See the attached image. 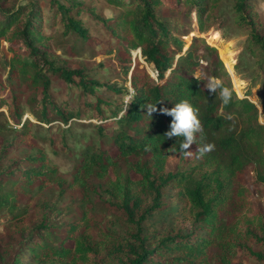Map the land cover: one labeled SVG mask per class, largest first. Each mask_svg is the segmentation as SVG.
Segmentation results:
<instances>
[{
	"label": "trees",
	"instance_id": "obj_1",
	"mask_svg": "<svg viewBox=\"0 0 264 264\" xmlns=\"http://www.w3.org/2000/svg\"><path fill=\"white\" fill-rule=\"evenodd\" d=\"M64 1L66 5L57 0L47 2V7L53 10L51 28L59 24L63 34L79 38L75 43L83 42L88 36L79 17L88 11L107 36L117 42L115 60L125 75L130 71L131 53L138 49L155 73V79L147 72L131 73L133 101L126 111L121 109L113 114L115 128L111 136L104 137L117 150L116 158L100 149L84 153L68 184L85 189L86 178L92 175L105 178L116 167V161L140 177L133 182L119 174L109 185L133 230L131 243L122 251L126 256L118 260L119 264H231L229 257L238 248L246 249L264 264V253L253 252L242 244L252 239L264 246V214L253 211L243 198L242 189L249 167L264 187V124L258 120V109L247 98H239L229 79L219 74L213 77L232 89L233 98L224 104L218 91L216 95L210 93L205 79L194 75L199 65V56L194 54L196 43L182 53L183 41L158 12L161 8L177 11L184 5L189 17L190 13L195 14L196 33L204 34L205 40L213 44L217 34L210 26L221 0H105L118 11L109 20L85 6L83 0ZM232 1L235 22L245 30L244 43L249 49L258 46L264 66V36L254 21L253 5L249 0ZM52 39V32L46 31L39 2L28 0L19 5L0 0V47L5 48L0 55V70L7 76L10 105L18 119H21L18 112L21 92L15 90L16 83L34 91L32 103L39 112H33V116L48 124L55 121L66 124L79 115L68 111V103L57 101L58 92H52L54 86L73 85L82 96L93 97L96 108L100 103H108L99 98L97 89L115 90L108 84L103 86L89 80L83 70L68 68L51 51ZM196 40L204 43L200 37ZM73 48L75 45L70 46ZM206 48L217 55L215 48ZM222 58L228 61L229 57ZM216 65L222 67L219 59ZM245 93L250 94V87ZM182 100L198 110L202 126L197 146L190 145L189 150L193 151L190 156H179L182 138L165 136L172 117L160 112V108H172ZM156 103L157 110L148 116L147 105ZM85 106L86 100L79 108ZM261 108L264 118V99ZM31 125L29 120H21L19 143L30 141ZM204 144L213 147L201 155L196 150ZM5 151L6 148L0 150V213L7 212L15 222H20L25 212L19 204L31 188L43 190L54 182L62 187L63 180L44 153L30 156L22 164L12 162L2 166ZM134 186L152 196L151 206L141 208L140 199L132 195ZM169 187L184 203L190 218L189 229L166 236L156 234L150 239L143 235L142 224L162 208L163 191ZM87 227L85 215L62 230L43 219L27 234L13 235V250L5 256L0 254V264H105L98 259L101 244L88 235ZM23 256H29L31 261L23 260Z\"/></svg>",
	"mask_w": 264,
	"mask_h": 264
},
{
	"label": "rangeland",
	"instance_id": "obj_2",
	"mask_svg": "<svg viewBox=\"0 0 264 264\" xmlns=\"http://www.w3.org/2000/svg\"><path fill=\"white\" fill-rule=\"evenodd\" d=\"M10 1L22 5L28 0ZM36 1L43 9L46 31L53 34L50 42L51 51L59 56L68 68L83 70L89 80H95L103 86L108 84L115 90H107L105 87L97 89L99 98L108 103L107 105L100 103L96 108L95 99L91 96H82L79 89L73 85L67 88L54 86L52 92H58L57 101L68 103V111L79 115L66 124L58 121L48 124L38 121L37 117L33 116V112H39V108L32 103L35 98L34 91L16 83L15 90L21 92L18 111L21 119H18L10 105L12 96L7 76L0 70V150L6 148L1 165L12 162L22 164L26 158L42 152L49 159L50 165L57 168L63 180L62 187L54 182L43 190L31 188L19 204L20 210L25 212L22 221L15 222L7 212L0 213V254L5 256L12 252L15 240L13 235L20 232L23 235L27 234L43 219L62 230L85 215L88 226L86 232L96 243L101 244L98 259L103 260L105 264H119L118 260H124L126 256L122 251L126 250L127 243H131L130 236L133 230L119 202L111 195L109 185L119 174L123 178L129 177L133 182L140 180V177L128 171L121 161H116V167L110 170L105 178L98 179L94 175L86 178L85 189L79 185L68 187V184L72 182L75 168L84 153L100 149L106 151L113 159L116 158L117 150L104 138L105 135L111 136L115 128L113 114L124 109V97L132 92L129 82L131 73L147 72L155 79L153 66L143 60L138 49L131 53L130 71L125 75L115 60L117 42L107 36L102 26L88 11H84L79 17L87 31L88 39L75 43L79 38L63 34L59 24L51 28L50 16L53 10L47 7L48 0ZM57 1L66 5L64 0ZM249 2L253 5L254 21L264 36V0ZM83 3L97 15L108 20L118 14V11L105 0H83ZM158 12L166 19L168 27L174 34L183 41L182 53L196 43L194 49L197 51L194 54L199 56L197 59L199 65L194 75L206 80L214 74H219L220 77L229 79L239 98L245 97L255 104L258 109V120L264 124L261 108L264 99V66H261L263 55L258 46L249 49L244 43L245 30L235 22L233 1L221 0L214 12V24L210 26V30H214L217 37L213 44L205 40L204 34L196 33L195 14L190 13L189 17L184 5L177 11L161 8ZM218 23L222 24L221 27ZM198 37L203 39L204 43H198L196 40ZM71 45H75V48L70 49ZM207 46L215 48L217 55L208 50ZM4 50V46L0 47V55L4 54ZM137 51L139 53H136ZM225 55L229 57L228 61L222 58ZM218 59L222 63L221 68L216 65ZM248 87L250 94L246 95ZM1 98L5 100L2 101ZM39 98L40 96L37 97ZM85 100L87 106L79 108ZM25 119L32 123L29 132L31 139L27 143H19L21 120ZM246 172L243 177V198L254 212L264 214V187L256 181L252 167ZM131 191L132 195L140 199L142 209L151 206V195L145 194L136 186ZM162 202V208L154 211L143 222V235L151 239L156 234L166 236L179 230L188 231L189 214L176 191L170 187L166 188L163 191ZM242 244L253 252L264 253V246L252 239ZM233 254L229 257L231 264H261L250 256L246 249H235ZM23 260L31 261L29 256H23Z\"/></svg>",
	"mask_w": 264,
	"mask_h": 264
},
{
	"label": "clouds",
	"instance_id": "obj_3",
	"mask_svg": "<svg viewBox=\"0 0 264 264\" xmlns=\"http://www.w3.org/2000/svg\"><path fill=\"white\" fill-rule=\"evenodd\" d=\"M198 78V77H197ZM199 79V78H198ZM206 88L210 93L216 95L217 91L224 104L231 102L233 98V91L229 87L225 86L223 82L216 77H208L206 80ZM134 92H130L124 97V110L126 111L130 102L133 101ZM157 110V103L155 105H147V115L151 117V114ZM160 112L172 117L170 121V130L165 133L167 138L177 137L182 138L179 143L178 152L179 156H190L193 151L189 150L190 145L193 143L197 146V134L201 131V121L198 116V110L195 109L187 100H182L175 103L174 107L160 108ZM211 144H204L197 147V150L201 155L212 149Z\"/></svg>",
	"mask_w": 264,
	"mask_h": 264
},
{
	"label": "built area",
	"instance_id": "obj_4",
	"mask_svg": "<svg viewBox=\"0 0 264 264\" xmlns=\"http://www.w3.org/2000/svg\"><path fill=\"white\" fill-rule=\"evenodd\" d=\"M136 53H139V51H137ZM136 53H135V54H136ZM139 54H140V53H139Z\"/></svg>",
	"mask_w": 264,
	"mask_h": 264
}]
</instances>
